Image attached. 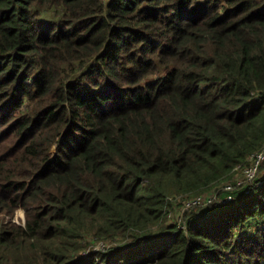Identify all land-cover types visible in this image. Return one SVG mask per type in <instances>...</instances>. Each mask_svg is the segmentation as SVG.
I'll return each instance as SVG.
<instances>
[{"label":"trees","instance_id":"16d2710c","mask_svg":"<svg viewBox=\"0 0 264 264\" xmlns=\"http://www.w3.org/2000/svg\"><path fill=\"white\" fill-rule=\"evenodd\" d=\"M261 150L264 0H0V264H264Z\"/></svg>","mask_w":264,"mask_h":264},{"label":"built area","instance_id":"2783aa9c","mask_svg":"<svg viewBox=\"0 0 264 264\" xmlns=\"http://www.w3.org/2000/svg\"><path fill=\"white\" fill-rule=\"evenodd\" d=\"M251 160H250V165L245 167V168H240L238 167V169H242L243 170V174L240 178H238L237 180L232 181L231 183H226L225 185V189L227 191H229L230 193L226 196L225 201H230L233 199V188L238 186V185H242L244 183L245 180H253L256 178L257 173L259 171V168L261 167V163L264 159V151H258L255 152L251 155ZM258 184H260L258 182ZM217 198V196L214 193L211 194H205V195H200V196H196V197H192L189 199L185 200V205L186 207H193V206H197V205H204V204H209L211 203L213 200H215Z\"/></svg>","mask_w":264,"mask_h":264},{"label":"rangeland","instance_id":"374dc122","mask_svg":"<svg viewBox=\"0 0 264 264\" xmlns=\"http://www.w3.org/2000/svg\"><path fill=\"white\" fill-rule=\"evenodd\" d=\"M264 163V159H263V161H262V163H261V166H262V164ZM261 168V167H260ZM260 168H259V170H260ZM259 175V171H258V173H257V176ZM256 176V177H257ZM245 182V181H244ZM261 182V181H260ZM227 183H231L230 181L229 182H227ZM226 202V201H225ZM178 213H180V210H178L177 211ZM13 221H15V222H17V223H25V221H26V218H25V210L24 209H22V208H19L17 211H16V213H15V215L13 216V219H12Z\"/></svg>","mask_w":264,"mask_h":264},{"label":"bare ground","instance_id":"6f19581e","mask_svg":"<svg viewBox=\"0 0 264 264\" xmlns=\"http://www.w3.org/2000/svg\"><path fill=\"white\" fill-rule=\"evenodd\" d=\"M27 72V71H26ZM27 74V73H26ZM205 195V194H204ZM194 196V195H193ZM184 197V196H183ZM178 198V197H177ZM211 204V203H210ZM199 206V205H198ZM170 215V214H169ZM161 243V242H160Z\"/></svg>","mask_w":264,"mask_h":264}]
</instances>
